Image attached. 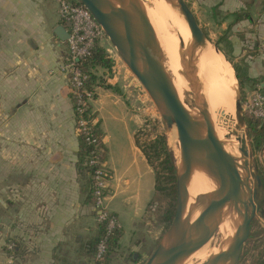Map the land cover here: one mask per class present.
<instances>
[{
    "label": "crops",
    "instance_id": "1",
    "mask_svg": "<svg viewBox=\"0 0 264 264\" xmlns=\"http://www.w3.org/2000/svg\"><path fill=\"white\" fill-rule=\"evenodd\" d=\"M195 1L226 17L246 12L229 26L234 33L221 50L242 76L257 82L246 97L254 90L264 95V0ZM61 26L68 32L55 2L0 0V264L85 261L82 249L99 233L84 144L60 71L68 54L55 34ZM101 45L115 62L111 72L94 71L92 87L110 173L106 206L122 232L111 258L131 256L132 264H141L158 246L149 240L146 247L139 231L156 195L155 172L138 144L146 111L127 89V77L113 76L118 63L107 43ZM128 233L135 239L124 245Z\"/></svg>",
    "mask_w": 264,
    "mask_h": 264
},
{
    "label": "water",
    "instance_id": "2",
    "mask_svg": "<svg viewBox=\"0 0 264 264\" xmlns=\"http://www.w3.org/2000/svg\"><path fill=\"white\" fill-rule=\"evenodd\" d=\"M77 1L90 12L121 61L148 94L168 133L177 132L182 158L176 165L175 217L146 264H189L192 255L214 238L226 220L234 223L236 229L220 241L217 251L204 264H240L246 246L257 241L251 235L253 224L264 220L261 198L264 183L258 168H254L241 99H237L236 114L245 139L240 141L239 159L218 138L206 101L198 93L196 78L191 79L190 104L180 100L166 69L158 34L141 0ZM167 1L184 18L195 48L211 43L184 0ZM55 34L63 42L69 38L62 26ZM198 174L209 179L213 188L194 198L190 188ZM204 219L210 221V226L193 235L196 224Z\"/></svg>",
    "mask_w": 264,
    "mask_h": 264
},
{
    "label": "bare ground",
    "instance_id": "3",
    "mask_svg": "<svg viewBox=\"0 0 264 264\" xmlns=\"http://www.w3.org/2000/svg\"><path fill=\"white\" fill-rule=\"evenodd\" d=\"M141 1L158 34L165 54L166 69L172 77L180 100L190 104L191 79L196 78L198 93L206 101L212 126L218 138L224 143L229 153L240 159L242 157L240 141L245 139V133L237 123L236 100L239 86L237 87L232 67L210 43L204 47H194L186 22L183 24L179 21L181 19H177L173 6L167 0ZM168 141L175 163L179 166L182 152L176 130L169 132ZM212 188V182L198 174L192 180L190 191L195 198ZM210 224L208 219H204L196 224L192 234L205 231ZM235 229V224L229 220L222 223L217 233L220 241L225 240ZM210 242L192 255L189 264H204L217 251L210 246Z\"/></svg>",
    "mask_w": 264,
    "mask_h": 264
},
{
    "label": "built area",
    "instance_id": "4",
    "mask_svg": "<svg viewBox=\"0 0 264 264\" xmlns=\"http://www.w3.org/2000/svg\"><path fill=\"white\" fill-rule=\"evenodd\" d=\"M50 1L58 4L60 19L69 29V38L66 41L68 54L60 71L68 81L78 136L82 139L86 149L88 148L85 164L93 170L92 196L98 223H106L107 233L110 234L120 227L117 219L109 213L105 205L110 173L103 163L104 149L98 136V122L92 106L96 94L88 87L89 76L83 69L84 62L92 56L96 44L101 42L105 35L90 12L82 5L72 0ZM244 110L245 113L264 124V95L259 90L254 91L249 98L247 97ZM12 248L13 246H10V250ZM105 254L106 242L103 240L97 248L96 259H102Z\"/></svg>",
    "mask_w": 264,
    "mask_h": 264
},
{
    "label": "trees",
    "instance_id": "5",
    "mask_svg": "<svg viewBox=\"0 0 264 264\" xmlns=\"http://www.w3.org/2000/svg\"><path fill=\"white\" fill-rule=\"evenodd\" d=\"M75 3L80 4L78 1ZM233 17L235 18L236 22H241L245 19L242 13L233 14ZM219 50L222 54H225L223 53L221 48H219ZM227 60L230 62V64H232L228 57ZM114 63L115 62L112 60L107 50L101 45L100 42L97 43L92 56L83 64V69L89 76L88 87L91 90H93L92 87L93 85H95V82L97 80L94 71L100 68L105 71L111 72L113 70ZM233 69L235 71L237 81L239 82V86L243 94V102H245L247 99L245 92L246 88L248 87L249 89H256L257 82L242 76L240 68L233 66ZM245 118L253 152L254 155H256L258 152L260 153L264 150V124L247 113H245ZM98 136L101 139L99 132ZM138 144L140 145L144 155L146 156L150 166L153 168L156 175V195L150 207H152L157 199L158 201H166V207L160 217L159 224L168 229L174 220L176 207V163L173 154L168 148L166 136L164 135L156 136L154 140L146 142L142 145L139 141L138 134ZM87 149L86 146L83 145L82 155L84 156V158L82 159V161H85V163L87 160ZM84 171L90 177V197L93 201V170L90 167L86 166L84 167ZM259 172L264 183V173L261 170H259ZM98 228L99 233L97 237L82 249V252L85 256V261L76 260L73 263L64 261L63 264H111L110 260L112 254L120 248L119 243L122 237V232L120 228H118L112 233L108 234L106 223H99ZM103 240L106 242V254L102 259L97 260V248ZM77 261L79 262L77 263ZM255 264H264V256L260 257Z\"/></svg>",
    "mask_w": 264,
    "mask_h": 264
},
{
    "label": "rangeland",
    "instance_id": "6",
    "mask_svg": "<svg viewBox=\"0 0 264 264\" xmlns=\"http://www.w3.org/2000/svg\"><path fill=\"white\" fill-rule=\"evenodd\" d=\"M72 1L76 2L77 0L76 1L72 0ZM188 2L189 3L187 4L189 8L191 9L192 13L194 14V16L196 17L200 28L202 29V31L206 34V36L212 43V44L210 43V45L212 47L216 46L218 49L219 48L223 49L224 48L223 40L226 39L227 36H229L230 32L234 33L233 29H232L233 31L228 29L229 26L233 24L235 20L234 17L233 16L226 17L218 13L214 14V13L209 12L208 9L204 10L200 5H198V3H196L195 0H188ZM173 10H174L175 16L177 15L176 16L177 19H181L179 21L180 22L182 21L181 23L185 24V20L182 17V15H180L179 12H176L174 8ZM242 14L244 15V17L247 15L245 11L242 12ZM101 42L107 43V47L111 49V51L113 52L112 55L115 57V61H117L118 63L117 73L116 72L115 74L113 73V76H118L122 79H124V77H127V81H128L127 89L130 92H132V94L137 99V104L140 107V109L143 111H146V115H145L146 120L144 123L145 126L140 131L141 134L139 133L140 143L143 145L146 142L154 140L156 136L164 135L166 136V142H167L168 148L171 151L170 146H169V141H168L169 133L167 132L162 122L161 116L159 115L152 100L150 99L148 94L145 92V90L142 88L140 83L136 80V78L127 69L125 64L121 61L115 49L110 44L109 40L105 37ZM223 58L227 60V57L225 54H223ZM230 66L232 67V65ZM233 72L235 73L234 69H233ZM234 75L236 77V74ZM236 83L238 87L239 82L237 81ZM237 96H238L237 99H241L242 103L244 104L245 102H243V97H242L243 94L241 92L240 86L238 87V90H237ZM249 97L250 95L248 96V98ZM261 152L260 153L258 152L256 155H254V168H258V170H261L264 173V155L260 156ZM261 198L264 199V195L261 194ZM106 199L107 197L105 198V205L107 201ZM165 207H166V201H162V200L158 201L157 199V201L150 208V213H148L144 221L140 223L139 231L140 233H142V240H144V243H145L144 245L146 247L148 244L147 241L149 240L151 241V243L156 241V244H158L160 239L163 237V235L168 230L159 224L160 217L163 214ZM251 233H252L251 234L252 238L256 239L257 241L252 242L246 246L245 251H244V256L240 264H255L260 257L264 256V220H262V222H255L252 226ZM131 237L132 236L130 235V233H128L127 236H125L124 245H128L131 239L132 240L135 239L134 236L132 238ZM219 241H220V238L216 234L214 238L211 240L210 246L213 248H216L220 243ZM152 255L153 253L151 255H147L148 256L147 259L144 260L143 261L144 263H141V264H146ZM115 258H116L115 262H113L111 258L110 260L111 264L112 263L113 264H132L133 263L132 261L133 259L131 256L126 257V259H123L122 256L120 257L118 256ZM78 262L79 261H77V263Z\"/></svg>",
    "mask_w": 264,
    "mask_h": 264
}]
</instances>
